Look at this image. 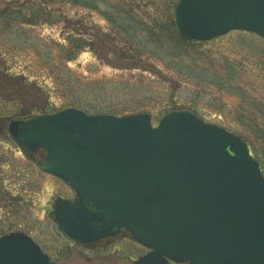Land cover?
Here are the masks:
<instances>
[{"label":"rangeland","instance_id":"rangeland-1","mask_svg":"<svg viewBox=\"0 0 264 264\" xmlns=\"http://www.w3.org/2000/svg\"><path fill=\"white\" fill-rule=\"evenodd\" d=\"M131 1L0 0V114L58 112L72 98L100 108L142 105L152 124L172 110L190 112L264 159L262 133L253 128L264 129V40L231 31L186 43L175 25L179 0H142V8ZM134 15L141 26L128 22ZM75 36L82 47L67 55ZM10 123L0 121V236L25 233L51 264H132L146 252L122 235L92 247L68 239L52 207L74 191L26 158Z\"/></svg>","mask_w":264,"mask_h":264},{"label":"water","instance_id":"water-1","mask_svg":"<svg viewBox=\"0 0 264 264\" xmlns=\"http://www.w3.org/2000/svg\"><path fill=\"white\" fill-rule=\"evenodd\" d=\"M185 41L232 30L264 40V0H179ZM40 166L74 191L52 216L87 244L126 230L148 251L132 264H264V177L247 143L190 112L90 115L75 108L10 125ZM0 264H50L23 232L0 236Z\"/></svg>","mask_w":264,"mask_h":264},{"label":"trees","instance_id":"trees-1","mask_svg":"<svg viewBox=\"0 0 264 264\" xmlns=\"http://www.w3.org/2000/svg\"><path fill=\"white\" fill-rule=\"evenodd\" d=\"M77 0H74V2H76ZM80 1V0H78ZM116 5L115 6H118L121 4L122 1L124 0H116ZM126 2V1H125ZM142 0H132L131 1V6L134 7V8H142V7H145L144 5H142ZM81 3V2H80ZM75 4V3H74ZM95 5V3L93 2V0H85L84 4H80V6H85V5ZM76 5V4H75ZM112 21V20H111ZM115 21V20H114ZM129 23H131L132 25H136V26H141L142 25V22L141 20L136 17L135 15L132 16V18L128 21ZM73 42L72 45H71V42H70V47L68 48V54L67 55H70V54H73L74 52H76L77 49H79L80 47H82V40L81 38L75 36L72 38ZM78 40V41H77ZM187 43V42H186ZM62 49V48H61ZM63 52H65L66 50L62 49ZM5 100L1 101L4 105ZM68 107H72V108H76V109H79L87 114H92V115H96V114H106V115H112V116H124V115H130V114H137V113H142V112H146V107L142 106V105H137V106H130V105H123V106H118V107H111V106H106V108H100L98 107L97 105H92V104H88L82 100H80V98H72V100H70V103L67 105V108ZM170 112H173L170 111ZM51 113H54V112H42V113H36V114H32V112H28L29 115H27L26 113H18V116L20 118H14V116H9V114H0V121H5V122H10V124H12L13 122H18L19 120H28V118L32 115L33 116H37V115H46V114H51ZM169 113V112H167ZM253 128L256 129V131H260L262 133V139L264 140V129L260 126H257V125H253ZM10 133V132H9ZM259 134V133H258ZM248 144V143H247ZM249 146V149H250V153L251 155L253 156V158L258 162L259 164V167H260V170L262 172V175L264 176V159L261 158L262 156V153H260L258 151V149L253 146V144H248ZM19 148V146H18ZM24 155L26 156L27 159H30L32 162H35V163H38L37 161L41 160V158L43 157L44 155V151L39 149L37 150V152H35L34 154L37 155V158L35 159H32L30 158L32 155L34 154H31L27 151H24ZM39 165V164H38ZM3 180V179H1ZM4 181V180H3ZM2 183V182H1ZM6 189V188H5ZM7 191V190H6ZM3 193V189H0V194ZM16 229L17 228H20L22 226L21 223H13L12 224ZM122 235L128 237L129 234L127 232H124Z\"/></svg>","mask_w":264,"mask_h":264},{"label":"flooded vegetation","instance_id":"flooded-vegetation-1","mask_svg":"<svg viewBox=\"0 0 264 264\" xmlns=\"http://www.w3.org/2000/svg\"><path fill=\"white\" fill-rule=\"evenodd\" d=\"M122 234H123V232H121L120 234L116 235L115 237H106L104 239H101V240H99L97 242H94V243H91V244H87L85 246L86 247H92V246H95V245H99V244H103V243H108V242L114 240L115 238L120 237Z\"/></svg>","mask_w":264,"mask_h":264}]
</instances>
